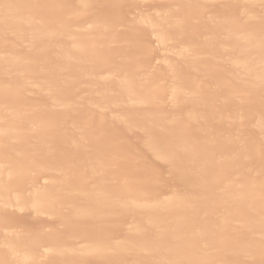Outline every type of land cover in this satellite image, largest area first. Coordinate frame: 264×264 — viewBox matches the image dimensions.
Instances as JSON below:
<instances>
[{"label":"bare ground","instance_id":"bare-ground-1","mask_svg":"<svg viewBox=\"0 0 264 264\" xmlns=\"http://www.w3.org/2000/svg\"><path fill=\"white\" fill-rule=\"evenodd\" d=\"M0 264H264V0H0Z\"/></svg>","mask_w":264,"mask_h":264},{"label":"rangeland","instance_id":"rangeland-1","mask_svg":"<svg viewBox=\"0 0 264 264\" xmlns=\"http://www.w3.org/2000/svg\"><path fill=\"white\" fill-rule=\"evenodd\" d=\"M149 54H151V55H152V54H153V52H150ZM146 165H147V164H146ZM146 165H143V168H148V167H149L148 165H147L148 167H146Z\"/></svg>","mask_w":264,"mask_h":264}]
</instances>
